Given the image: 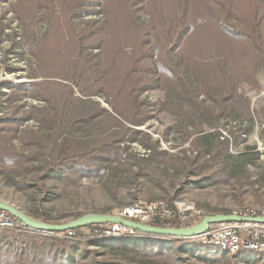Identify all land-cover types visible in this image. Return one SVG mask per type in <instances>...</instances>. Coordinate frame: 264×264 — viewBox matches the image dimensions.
Listing matches in <instances>:
<instances>
[{
  "label": "trees",
  "instance_id": "1",
  "mask_svg": "<svg viewBox=\"0 0 264 264\" xmlns=\"http://www.w3.org/2000/svg\"><path fill=\"white\" fill-rule=\"evenodd\" d=\"M14 1L22 34L12 37L11 52L35 64L28 66L33 81L0 84V179L6 185L22 193L46 192L45 183L56 178L78 184L110 177L127 184L182 175L197 178L199 187L250 183L248 169L260 155L247 154L256 146L248 145L255 122L245 91L258 92L264 83V0ZM42 28L36 43L25 38ZM4 35L0 21V43ZM154 91L163 99L144 97ZM26 99L40 106L25 110ZM164 113L174 119L167 133L191 142L190 156L160 151L139 130ZM28 121L35 127L24 128ZM224 122L242 127L246 138L238 131L231 135L243 151L232 153L231 142L222 140ZM134 143L148 153L131 152ZM29 174L33 182L19 180ZM27 214L53 225L86 215L73 211L52 218L38 209ZM202 219L149 225L181 229ZM108 226L71 230L76 237L26 226L30 233L0 230V264H126L82 249L77 237L85 229L109 253L140 264H264L262 253L230 256L188 239L142 233L105 238L99 232Z\"/></svg>",
  "mask_w": 264,
  "mask_h": 264
},
{
  "label": "rangeland",
  "instance_id": "2",
  "mask_svg": "<svg viewBox=\"0 0 264 264\" xmlns=\"http://www.w3.org/2000/svg\"><path fill=\"white\" fill-rule=\"evenodd\" d=\"M14 3V0L0 2V21H2L5 35H7L2 36V42L0 43V84L8 82L25 84L33 81L29 80L27 75L29 72V62L32 61L35 64V60H31L30 56L25 58V60H20L16 54L11 52L13 49L12 37L16 38V35L22 34V29L12 12V5ZM90 19H95V17H91ZM44 30L42 28L30 31L25 38L31 43H36L40 37L37 35L43 33ZM16 39L19 40L18 38ZM7 66H12L17 71L10 72ZM2 92L10 94V90L5 87L2 88ZM245 92L251 99L255 122L248 145L256 146V150H248L247 154L250 158L256 157L257 153L260 155L257 166L248 169L251 180L247 185L236 186L230 184L199 187L195 183L198 180L197 178L186 177L184 175L175 178H157L156 181L141 180L140 182H129L127 184L123 183L120 179H112L110 177L105 179L84 178L78 184H74L73 182L68 184L56 178L53 181L45 183L46 192L48 191V193L39 191L22 193L6 185L0 179V200L17 207L25 213L38 209L41 214L52 218L73 211L119 217V214L128 207L136 205L147 206L150 204L159 205L161 203L172 204L173 202H177L178 204L181 202L193 204L201 208L204 211L203 218L216 214L237 215L249 209L264 211V183H258V180L264 178V83L262 89L258 92L247 89ZM144 97H147L152 102H156L163 99V94L154 91L144 95ZM98 101L106 106L102 100ZM23 104L26 106L25 110H29L31 106H40L37 101L31 99H26ZM173 124L174 119L169 114L164 113L152 119L145 126L140 127L139 130L150 134L152 141L159 143L160 151H166L180 157H183V152H186L190 156L194 152L191 142L183 144L182 139L178 135L172 132L167 133L168 128ZM35 125L34 121H28L24 124V128H33ZM232 126L233 124L229 122L221 124L222 140L228 139L232 144L230 147L231 152L238 153L243 151L245 146L240 145L236 148L233 144L231 132L238 131L242 134L241 132L243 131L242 127L235 130L232 129ZM242 136L246 138L244 134ZM15 145L19 148L17 143ZM131 152L140 156L148 153L138 143L132 145ZM129 176L131 175H123L122 179H128ZM34 178V174H29L21 176L19 180L24 183H31L34 181ZM198 219L200 218H196L191 223ZM180 222L190 223L189 220H182ZM89 234L90 231L85 229L77 237V240L83 244L82 249L97 252L100 255L98 258L101 260L140 264L137 261H128L123 256L119 257L109 253L96 243L97 241L89 240L87 237ZM129 237L132 238V236ZM124 241L126 239L120 240V242Z\"/></svg>",
  "mask_w": 264,
  "mask_h": 264
},
{
  "label": "built area",
  "instance_id": "3",
  "mask_svg": "<svg viewBox=\"0 0 264 264\" xmlns=\"http://www.w3.org/2000/svg\"><path fill=\"white\" fill-rule=\"evenodd\" d=\"M204 211L188 203L172 204H150L147 206L136 205L124 209L119 217L141 224H148L152 221L163 222L165 220L178 219L179 221L201 218ZM242 217H264V211L245 210L237 214ZM192 219V220H191ZM13 218L9 213L0 210V230H10L16 232L30 233L29 230L36 231ZM39 232V231H37ZM41 232V231H40ZM105 238L129 237L138 234L137 231L125 228L120 224H110L99 232ZM69 236H75L74 232H69ZM190 243L217 247L230 256H236L244 251H254L264 254V224L252 222H231L212 226L206 233L188 239Z\"/></svg>",
  "mask_w": 264,
  "mask_h": 264
},
{
  "label": "water",
  "instance_id": "4",
  "mask_svg": "<svg viewBox=\"0 0 264 264\" xmlns=\"http://www.w3.org/2000/svg\"><path fill=\"white\" fill-rule=\"evenodd\" d=\"M0 210H3L13 216L15 219L26 225L27 227L34 229L36 231H42L47 233L56 232H68L75 230L77 228L88 227L91 225H110V224H120L125 228L133 229L138 233L163 236V237H173L180 239H190L199 235L206 233L212 226L220 225L223 223L231 222H252L264 224V217H242L236 214H216L205 216L199 224L191 227L175 229V228H161L155 227L148 224H141L131 220H126L114 215L106 214H86L77 220L69 222L63 225H53L40 222L35 220L27 213L18 209L17 207L0 200Z\"/></svg>",
  "mask_w": 264,
  "mask_h": 264
}]
</instances>
